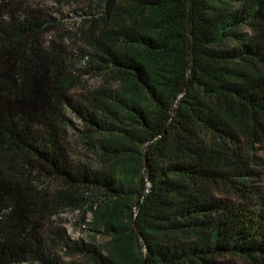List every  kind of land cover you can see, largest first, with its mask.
<instances>
[{"label":"trees","instance_id":"16d2710c","mask_svg":"<svg viewBox=\"0 0 264 264\" xmlns=\"http://www.w3.org/2000/svg\"><path fill=\"white\" fill-rule=\"evenodd\" d=\"M258 146L264 0H0V264H63L49 238L93 264H264ZM68 206L105 254L53 238Z\"/></svg>","mask_w":264,"mask_h":264},{"label":"rangeland","instance_id":"374dc122","mask_svg":"<svg viewBox=\"0 0 264 264\" xmlns=\"http://www.w3.org/2000/svg\"><path fill=\"white\" fill-rule=\"evenodd\" d=\"M63 18L66 25L71 26L75 21H78L79 17L77 14L65 10L59 15ZM83 84L85 87H94L101 83V78L94 74H84L82 76ZM68 118L71 122V125L67 128L66 131V149L69 152L72 159L79 163H87L89 166L100 169V161L98 156L95 155L93 151V146L90 144L91 140H88L83 136L82 133H79L82 129V123L79 121L72 113L68 111ZM258 154L262 157L264 161V146H258ZM102 170V169H101ZM45 183L50 185V189L56 187L57 185L51 180H45ZM98 195V194H97ZM97 204V203H96ZM95 207V205H93ZM92 220H94V213L90 210L74 209L72 207H64L58 214H54L51 217L53 238L57 239V235H63L71 243L70 246L75 244H84L85 246L92 248L91 244L96 245L98 248H102V253L107 252L106 245L110 241V237L107 235L104 230V226H95ZM55 233V234H54ZM65 238V239H66ZM55 240H53L54 242ZM47 247H54L59 253L55 256L58 261H61L63 264L68 262L75 261H88L87 257L83 256V253L74 252V253H64L58 249V246L53 244L51 238L46 239ZM53 244V245H51ZM49 245V246H48ZM70 251V250H68ZM89 264L91 261H88Z\"/></svg>","mask_w":264,"mask_h":264}]
</instances>
